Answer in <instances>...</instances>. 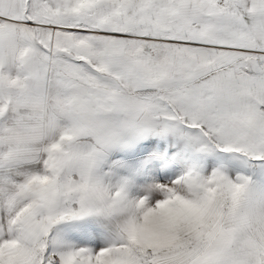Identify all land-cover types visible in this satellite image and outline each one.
Wrapping results in <instances>:
<instances>
[{"label":"snow or ice","instance_id":"snow-or-ice-1","mask_svg":"<svg viewBox=\"0 0 264 264\" xmlns=\"http://www.w3.org/2000/svg\"><path fill=\"white\" fill-rule=\"evenodd\" d=\"M0 264H264V0H0Z\"/></svg>","mask_w":264,"mask_h":264}]
</instances>
